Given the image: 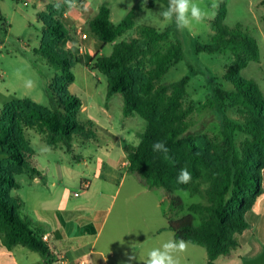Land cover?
<instances>
[{
  "label": "trees",
  "instance_id": "1",
  "mask_svg": "<svg viewBox=\"0 0 264 264\" xmlns=\"http://www.w3.org/2000/svg\"><path fill=\"white\" fill-rule=\"evenodd\" d=\"M54 5L48 6L52 22L46 21L47 15H39L44 23L40 53L54 66L65 68L51 83V88H60L63 95L55 92L50 107L28 98L14 100L6 105L0 120V151L6 157L0 160V232L7 247L23 246L38 253L44 264H54L49 243L43 241L44 234L40 235L20 217V198L10 199L11 191L19 186L15 175L25 174L31 180L40 175L23 127L46 133L50 146L62 143L67 151L72 150L77 135L98 138V130L92 122L76 119L82 103L68 92L74 80L68 70L69 61L74 57L60 47L69 36L59 19L64 18L67 7L57 12ZM226 15L224 5L214 21L211 45L198 48L209 53L230 52L233 57V67L225 73L224 79L233 84L234 90L225 91L217 84L207 97L208 104L221 114L219 140L190 131L188 116L192 110L183 106L187 80L162 83L170 68L184 58L183 47L169 40L168 31L142 26L137 37L116 42L134 27V11L115 24L109 7L103 4L89 26L98 39L97 53L109 43H114L113 52L108 57L76 59L91 71L107 77V97L123 96L124 116L136 114L147 122L140 143L136 147H125L129 171L138 173L150 187L164 188L168 192L189 191L206 200V203L193 204L189 213L181 218L168 214L167 228L175 234L176 240L184 239L204 247L207 264H216L220 256L230 255L239 246L235 234L248 228L246 213L256 211L264 197V97L255 81L240 75L249 61L259 60V49L242 25L234 28L224 25ZM3 20L6 21L0 9V22ZM228 105L242 109L244 118L237 121L225 115L222 110ZM241 134L246 135V140L239 145ZM157 141L166 143L169 148L167 158L153 151L152 145ZM182 168H187L192 175L188 184L177 183ZM183 207L179 198L172 199L169 213H177ZM197 216L201 220L198 226L195 225Z\"/></svg>",
  "mask_w": 264,
  "mask_h": 264
},
{
  "label": "rangeland",
  "instance_id": "2",
  "mask_svg": "<svg viewBox=\"0 0 264 264\" xmlns=\"http://www.w3.org/2000/svg\"><path fill=\"white\" fill-rule=\"evenodd\" d=\"M57 2L63 3V0H0V9L6 20L0 22V120L6 105L14 100L28 98L39 105L50 107L56 94L63 95L60 88H51V83L55 75L61 74L65 68L54 66L48 57L40 53L44 23L39 19V15H47L46 21L52 22L48 16V6ZM194 2L200 4L209 15L203 22H194L190 29L183 31L177 30L174 23L165 24L159 15V12L167 7L168 0H82L77 3V7L66 8L64 18L59 19L69 31V36L60 47L62 50L69 51L74 57L69 61L71 66L68 70L74 75V80L69 84L68 92L82 103L76 117L78 121H90L96 127L100 124L108 128L110 124L103 112L107 103V77L99 72L91 71L85 64L76 60L86 61L88 57H108L113 52V44L109 43L101 54L97 53L94 42L96 37L89 26L103 4L109 7L111 20L115 24L120 23L127 13L134 11V27L119 37L116 42L137 37L142 26H151L161 32L168 31L169 40L183 47L184 58L170 68L162 83L187 80V95L183 100V106L192 110L188 116L192 133L206 134L212 140L220 139L221 114L208 104L207 97L217 84L225 91L234 90L233 84L224 79L225 73L233 67V57L230 52L198 51L199 47L211 45L214 21L224 5L227 10L224 25L229 28L242 25L258 46L259 60L249 61L240 75L255 81L264 97V0H216L217 8H212L213 0H194ZM149 4L151 7H148ZM79 28L87 35V39H82L78 34ZM91 53L93 55H90ZM27 80L33 81L31 89L25 87ZM118 95L122 97L121 94ZM222 111L233 120L239 121L244 118L243 110L237 107L228 105ZM111 112V116L118 117V114H122V109L118 110L113 106ZM138 119L143 122L139 128L145 131L147 122L140 116ZM97 130L99 142L102 145L109 144L107 139L109 134L99 127ZM23 133L35 152L34 163L40 173L36 177L44 176L45 179L34 183L25 174L15 175L19 186L11 191L10 199L20 198V217L42 235L48 231V217L51 212L57 211L56 196L66 192L68 197H73L74 192L79 191V178L82 175L92 174L96 165L97 171L101 174L106 152L101 149L98 142H90L93 139H86L81 135L74 137L73 150L67 151L62 143L50 146L46 133L36 128L24 126ZM245 140L246 135H239L238 144L241 145ZM116 152L117 150L112 152L109 162L113 160ZM79 156H83L88 164L78 161L76 158ZM5 158L0 151V160ZM59 165H65L70 170L67 177L62 180L58 178ZM129 177L131 183L125 184L124 191L128 189V186L133 185L130 191L152 195L133 198L127 208V217L118 224L119 241L126 245L128 251L127 236L129 235H133L135 239L147 235L152 242L173 239V232L167 228L166 216L168 214L173 218L178 214L185 216L193 204L206 203L202 196L193 195L189 191L168 192L164 188L150 187L137 174H130ZM49 190H54L55 194L49 195ZM178 191L181 193L179 196ZM175 198H179L184 207L177 213H169L170 202ZM158 203L159 207H157ZM116 215H118L117 206L113 210L110 221L107 222L108 225L104 228L100 237L101 242L107 240L110 235L111 224L117 222ZM200 224L201 220L197 216L195 225ZM237 235L238 233L235 234L236 238ZM246 236L245 234V237H242L243 248L236 249L242 254L251 250V246L246 242L248 240ZM1 242H4V236L0 232V264H38L42 261L36 252L23 246L10 248ZM126 248H122L121 252L124 253ZM187 252L193 264H207L208 256L204 247L188 242ZM128 257L129 255L125 253L127 260H129ZM238 263V259L234 256L231 258L220 256L216 260V264ZM260 264H264V259Z\"/></svg>",
  "mask_w": 264,
  "mask_h": 264
},
{
  "label": "crops",
  "instance_id": "3",
  "mask_svg": "<svg viewBox=\"0 0 264 264\" xmlns=\"http://www.w3.org/2000/svg\"><path fill=\"white\" fill-rule=\"evenodd\" d=\"M94 42L96 47L98 43L97 37ZM112 44L114 45V43ZM90 55L93 54L91 53ZM106 102L103 112L110 123L109 127L97 125L109 134L107 139L110 143L102 145L99 142L100 137L90 141L98 142V145H101V149L106 152L105 157L107 160L105 159L103 163V171L99 174L96 165L93 168L95 170L92 174L87 176L82 175L78 181L79 191L81 192H74L73 197H68L66 192L57 195L55 207L57 211L51 212L48 217L49 228L44 234L50 236L48 243L50 252L54 256V264H57L55 262L59 255H63L67 259L65 264H139L138 260H142L148 250L158 247L163 243L159 240L152 242L151 238H148L147 235H142L139 239H135L133 235H129L127 236L129 241L128 251L126 245L119 241L118 224L127 217V208L131 204L130 201L137 196L150 197L152 194L132 192L130 191V187L133 185L128 186V189L124 191L126 189L125 184L131 183L129 181L130 174L139 175L138 173L129 171L130 164L125 147H136L140 143L141 135L144 131L139 126L141 127L143 122L138 119L139 115L136 114L124 116L123 96L120 97L118 94H115L107 97ZM113 106L118 110L122 109V114H118V117L111 116ZM114 150H117L116 155L109 162L108 160L112 158ZM76 159L83 161L84 164H88L83 156H79ZM58 169V178L60 180L67 177L70 171L65 165H59ZM43 179H45L44 176L36 177L32 181L36 183ZM84 179L90 181V186L87 189H82L81 187ZM262 185L264 188V172ZM48 194L54 195L55 191L49 190ZM116 206L118 215H116L115 220L117 222L111 224L110 235L107 240L101 242L100 237L104 228L108 225L107 222L108 220L110 221ZM157 207H159V203ZM181 217L183 216L179 214L174 216V218ZM246 219L248 221V228L238 233L236 240L239 246L236 249L243 248L242 237H245L246 234L248 238L246 242L251 246V250L246 254H242L234 249L230 255L225 257L231 258L234 256V258L238 259V264H260L264 259V197L260 200L256 211L246 213ZM173 239L176 240L175 234ZM124 247L126 249L122 253L121 251ZM187 251L180 256L181 264H193ZM125 253L129 256H136L137 261L130 262L125 258ZM116 254L117 257H115ZM113 258L114 261H112ZM38 264H44L43 260L38 262Z\"/></svg>",
  "mask_w": 264,
  "mask_h": 264
},
{
  "label": "clouds",
  "instance_id": "4",
  "mask_svg": "<svg viewBox=\"0 0 264 264\" xmlns=\"http://www.w3.org/2000/svg\"><path fill=\"white\" fill-rule=\"evenodd\" d=\"M63 6L68 9L77 7V0H63V5L57 2L54 8L57 12L61 10ZM218 4L216 0H213L212 8H217ZM165 24L174 23L177 30L183 31L190 29L193 23L203 22L209 15V13L203 9L200 4L194 2V0H168L167 7H164L159 12ZM25 87L31 89L33 87V81L27 80ZM153 151L157 153L167 154L169 148L166 143L157 141L152 145ZM192 180V175L187 168H182L177 176L178 184H188ZM186 195L187 193H183ZM177 195H181L180 191ZM188 249V242L184 239L165 240L160 246L151 248L146 253V256L142 260H138L139 264H181L180 256ZM129 261H137L136 256H129Z\"/></svg>",
  "mask_w": 264,
  "mask_h": 264
},
{
  "label": "built area",
  "instance_id": "5",
  "mask_svg": "<svg viewBox=\"0 0 264 264\" xmlns=\"http://www.w3.org/2000/svg\"><path fill=\"white\" fill-rule=\"evenodd\" d=\"M78 34L81 36L82 39H87V35L82 33V29L81 28L78 29ZM89 186H90V181L88 179H84L82 181V183H81L82 189H87ZM43 241L48 243L50 241V236L44 234L43 235ZM66 262H67V259L63 255H59L57 257V260H56L55 263H57V264H65Z\"/></svg>",
  "mask_w": 264,
  "mask_h": 264
}]
</instances>
